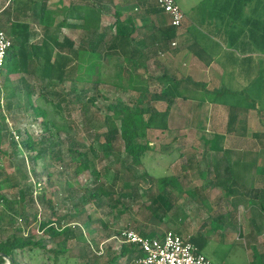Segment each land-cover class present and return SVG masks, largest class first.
<instances>
[{
  "label": "trees",
  "instance_id": "16d2710c",
  "mask_svg": "<svg viewBox=\"0 0 264 264\" xmlns=\"http://www.w3.org/2000/svg\"><path fill=\"white\" fill-rule=\"evenodd\" d=\"M106 1L82 0V3H72L71 6L61 9H49L44 1L38 31L32 30L26 17V10L36 4V0H17L16 4L12 3L3 10L15 24L14 31L8 36L11 42L7 53L9 58L4 60L2 66L0 110L6 108L8 112H12L14 120L21 112L27 116L28 121L38 118L42 120L41 134L35 136L29 130L23 131L20 122L17 121L12 128L5 116H0V157L3 154L17 161L20 157L18 163L23 171V177L11 184L18 189L12 198H8L0 190V203L3 206L0 211V227L5 222L11 227L18 225V218L12 213L15 204L19 207V215L29 224L30 218L24 213L27 207H31L43 213L42 217H37L36 211L34 220L39 221V229L46 237L36 238L30 234L25 236L19 229L11 231L0 239V264H68L69 258H72L69 252L66 249L48 248L47 242H56L62 246L68 239L83 237L81 224L90 220L88 215L86 220L83 218L86 213L83 204L96 202L102 205L106 199L112 202V207L115 204L125 206V203H122L124 197L133 198L138 195L132 190L125 191V187L118 191L115 182L106 185L98 176L93 181L94 186L85 189L82 194L72 188L65 191L69 194L66 199L72 202V208L77 210L78 216H71L72 210L63 216L57 213L59 208L52 196L56 192L54 185L55 181L59 180L57 178H63L61 176L76 156L79 157L76 171L89 168L88 152L83 151L81 145L74 141L63 115L58 116L64 105L68 107L70 102L76 100L85 103L84 105L89 104V109L91 106L96 107L97 113H104V124L108 127L104 135L105 145L112 149L115 142H123L125 156L119 160L134 179L135 168L141 166L151 152H156L148 139L149 131L165 132L169 129L170 105L177 95L176 88L182 81L169 77L175 82V89L170 86L161 93L148 90L147 84L136 74L141 69L147 71V58L142 46L134 37L136 27L133 20L123 17L122 12L117 9L112 11V5L107 7ZM259 3L263 5L264 0H259ZM59 11L64 14V19L56 25L55 15ZM103 14H113L114 22L103 26ZM75 16L82 20V34L78 41L62 36L60 32L61 28L67 25V19ZM9 20L0 17V29L6 31V22ZM104 57L122 59L125 65V83L118 84L115 75H108L103 71ZM14 75H19L16 82L12 80ZM65 83L70 84L68 89L56 99L57 93L50 87ZM35 84L39 86L40 92L38 97L33 99L37 92ZM101 84L115 86L116 95L110 97L104 93L100 89ZM134 93L137 95H131ZM125 95L130 99H125ZM4 97L6 105L2 104ZM99 97L107 101L104 109L96 106ZM161 99L167 101V108L159 109L156 106L155 102ZM5 140L9 141L13 150L11 153L1 148ZM18 147L24 150L25 156L18 155ZM172 151L178 152L180 171L169 176L163 173V178H159L160 191L157 195H152L145 204L148 215L160 222L166 218L170 219V216L173 217L170 221H174V216H179L181 207L178 201L182 196H190L199 205L205 199L206 186L188 187L191 184L189 171L198 166L195 156L182 152L179 148ZM26 166H29L28 170L25 169ZM41 174L46 178V186L43 187L38 186ZM226 174L229 175V171ZM30 175L35 178L33 184L29 183ZM64 180L69 184V179L64 177ZM257 197L261 209L264 210V190L259 191ZM65 218L76 219L70 221L73 223H63ZM165 231L144 226L140 229V234L160 237ZM189 239L201 252L203 235ZM89 247L88 243L83 244V252L79 258L84 260L83 264H97L98 259L91 257L93 253L90 254ZM141 255L142 252L136 244H123L108 264H123V259L131 264ZM250 264H264L262 255L255 252L254 260Z\"/></svg>",
  "mask_w": 264,
  "mask_h": 264
},
{
  "label": "crops",
  "instance_id": "0c3cea01",
  "mask_svg": "<svg viewBox=\"0 0 264 264\" xmlns=\"http://www.w3.org/2000/svg\"><path fill=\"white\" fill-rule=\"evenodd\" d=\"M176 1L185 15L178 28L170 25L158 0L106 1L112 11L133 20L134 37L147 58L141 78L148 90L175 89L169 77L182 81L170 105L166 132L174 133L172 141H190L189 150L199 148L207 161L195 157L198 166L189 171L198 170L204 179L197 184L206 186L203 203L182 196L178 205H185L171 220V230L185 238L202 234L201 252L211 261L217 246L241 243L247 246L249 264L255 252L264 263V210L257 199L264 190V111L255 110L264 94V37L255 26L264 22V14H257L263 5L259 0ZM5 8L0 3V17L9 20ZM71 18L81 19L69 17L63 27L70 26ZM152 60L157 62L148 69ZM158 103L161 109L169 105L164 99ZM189 176L193 183L194 175Z\"/></svg>",
  "mask_w": 264,
  "mask_h": 264
},
{
  "label": "rangeland",
  "instance_id": "374dc122",
  "mask_svg": "<svg viewBox=\"0 0 264 264\" xmlns=\"http://www.w3.org/2000/svg\"><path fill=\"white\" fill-rule=\"evenodd\" d=\"M16 1L17 0H0V3L7 7L12 3L16 4ZM44 1L47 8L49 7L52 9H61V7H63L65 4L71 6L72 3L75 4L81 2V0H36V4H32V6L26 10L27 21L33 31H38V29L40 28L39 16L41 6ZM263 8L264 7L261 6L259 8L260 11H257V14H261L260 16H262V14L264 13ZM182 9L184 10L183 7ZM63 16L64 14L60 11L55 15L56 25L63 19ZM102 21V24L113 22V14L102 16ZM11 23L13 24L11 25V30L8 31L7 29V31H5L7 36L12 34V32L14 31L15 21H11ZM68 24L70 25L69 27L67 26L61 28L60 32L62 36H68L72 40L78 41L80 35L82 34V29L80 27L82 25V20L71 18L68 20ZM255 26L260 31L259 32L257 30L259 32L258 36L261 35V38L264 37V22L259 23L258 26ZM8 58L9 55H6L5 60L7 61ZM151 62L148 63V69L151 68L152 64L157 61L152 60ZM103 63V71L106 74L115 75L118 84L125 83V65L120 57L113 59L104 57ZM136 74L141 77V75H144V71L138 70ZM18 77L19 75L12 76V80L16 82ZM69 85V83H65L62 85L57 84L55 87H50V89L54 90L57 93L55 98L58 99V95L65 93ZM34 86L37 92L36 94H34L33 99H36L39 94L38 92H40V88L36 84ZM100 89L104 93L109 94L110 97L116 95V87L113 85L101 84ZM182 92L181 94H186V92ZM176 93L177 91H175V94ZM131 95L137 94L134 93ZM124 98L127 100L130 99V97H128L127 95H125ZM5 99L6 98L4 97L2 100L3 105H6ZM248 101L249 100L246 99V103H248ZM256 102V112H263L264 94H262L261 99H258ZM84 104L85 103L81 101H72L69 103L68 107L67 105H64V109L62 108V110H60L58 113V116L62 114L66 119V122L70 128V135L74 138V141L81 145L83 151L88 152L89 168L82 171H76V166L79 159V157L76 156L74 157V160L71 162V164L68 165L65 174L61 176L63 178H57L59 180L55 181L56 184L54 185V189L56 190V192L54 195H52L54 201H56L57 208H59L57 213L63 216L67 215L69 213V210H72L71 216H78L77 210L72 208V202L66 199V196H68L69 194L65 191L72 188L78 191L79 194H82L85 189L94 186L93 181L98 176L106 185H111L115 182L116 187H118V191H120L122 187H125V191L132 190L138 195L133 198H129V196L124 197L122 199V203H125V206H122L121 204H115V206L112 207V205L110 204L112 202H109L106 199L103 200L102 205H98L96 202L83 204V208L84 210H86L83 218H85L84 220H86V217L88 215L90 216V220H86L81 224V229L83 231V237L80 238L81 240L71 238L66 240V242H64V245L62 246H59L56 242H47V245L48 248L66 249L69 252V256L72 257L69 258L70 262L68 264H83L84 260L82 258H79L80 254H82L83 252V249L81 247L83 246V244L88 243V245L90 246V254L93 253V255L91 254V257H97L98 259L97 264H108L109 260L121 249V246L124 244L119 239V234L121 233V231L125 229H133L140 233V229L144 228V226L148 227L149 229L155 228L159 231H165L171 229L174 226L173 222H171L167 218L162 222H160L156 218H151L148 215V210L145 208V204H147L151 196L157 195L160 191L161 182L159 178H163L162 174L165 173V175L169 176L180 171L181 164L177 156L178 152L172 150L174 148H179L182 152L185 151L187 153H191L195 157H199L200 161L203 164H205L207 161L204 160L203 152L199 148V151L189 150V148L191 147L189 143L190 141L183 139L172 141V136L174 133L150 130L148 133V139L150 141V144L155 147L156 152H151L150 155L144 159L143 164L135 168L136 178L134 179L130 176V173L122 167L119 160V158L122 159L125 156L123 142L120 140L115 142L114 148L112 149H108L105 145L104 135L108 127L104 124V113H97L96 107L91 106V108L89 109V104ZM106 104L107 101L102 97H99L96 101V106L103 109ZM159 104L162 103H158L157 101L156 105L158 106ZM161 108L162 107H160L159 109ZM1 115L5 116L9 126L12 128L15 127V124L18 121L20 122V127L21 129H23V131L29 130L30 132H33L35 136H39L41 134L40 121L42 120V118L28 121L26 120L27 116H25L24 113L21 112L18 113L16 117H14L16 119L14 120L12 118L13 113L8 112L6 108H2L0 110V116ZM93 124L95 126H93ZM1 148L2 150L8 151L10 153L13 151L10 147L9 141L7 140L3 142ZM170 152L171 154L169 155ZM17 153L20 156H25L24 150H22V148L20 147H18ZM19 158L17 161L15 159H11L9 156H4L3 154L0 157V190L1 192L5 193L8 198H12L18 190L17 187H13L11 185L12 182L19 181L23 177V171L20 170V165L18 163ZM25 169L28 170L29 166H26ZM197 171L198 170L192 171L191 173L189 172L190 175H194V178H192L195 180L188 186L190 188H194L198 183H203L204 179L200 176V174H198ZM41 175L42 176H40V182L38 186L41 185V187H43L46 186V178L43 174ZM150 175H155L156 177H151ZM64 177L66 179H69V184L65 182ZM34 180L35 178L30 175L29 183L33 184ZM63 197L65 198L63 199ZM114 198H116V195L114 196ZM183 201L185 202V200L182 199L181 203ZM183 205L185 204H181L180 206L182 207ZM13 208L14 210L12 211V213L18 218V225L11 227L10 225H7V222H5L0 227V239L11 233V231L17 229H19V232L25 234V236L29 234L36 238L45 236L39 229V221L34 220V215L36 214L37 209L31 207L26 208L24 214L30 218L29 224H26L24 222V218L22 219V215H19V207L15 204L13 205ZM1 210H3V206L0 203V211ZM42 216L43 213H41V211L38 209L37 217ZM75 219L76 218H65L63 220V223H69L70 221ZM104 225H107V227H105ZM215 225L216 224L214 222L213 226ZM217 247L218 248L216 249V255H210V258L213 262L220 263L222 261L223 264H249L246 245L237 243L235 245H219ZM95 252H97V254ZM122 263L130 264L126 263L124 259L122 260ZM6 264L10 263L7 262Z\"/></svg>",
  "mask_w": 264,
  "mask_h": 264
},
{
  "label": "built area",
  "instance_id": "2783aa9c",
  "mask_svg": "<svg viewBox=\"0 0 264 264\" xmlns=\"http://www.w3.org/2000/svg\"><path fill=\"white\" fill-rule=\"evenodd\" d=\"M158 4L169 16L172 26L178 28L183 24L185 15L176 0H158ZM10 47L6 32L0 29V85L3 62ZM119 239L124 244H136L142 252L133 264H217L199 252L197 245L189 238L171 229L160 237L143 236L133 229H125L119 234Z\"/></svg>",
  "mask_w": 264,
  "mask_h": 264
}]
</instances>
